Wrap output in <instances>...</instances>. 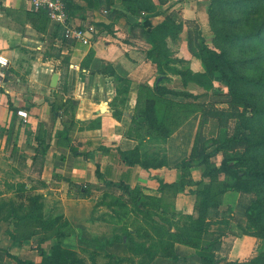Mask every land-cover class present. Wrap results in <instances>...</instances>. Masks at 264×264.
<instances>
[{
	"label": "crops",
	"instance_id": "1",
	"mask_svg": "<svg viewBox=\"0 0 264 264\" xmlns=\"http://www.w3.org/2000/svg\"><path fill=\"white\" fill-rule=\"evenodd\" d=\"M207 1L169 0L161 6L156 0H65L69 22L91 30L92 37L79 42L64 38L62 28L45 13L33 12L27 1L0 0V56L9 62L1 76L0 127L20 124L12 130L18 143L0 145V153L12 154L9 161L0 159V168L17 170V181L29 189L24 195L38 196L39 211L32 222L37 224L34 234L19 232L22 225L15 220L16 212L0 211V249L17 255L34 246L43 254L56 245L61 252L75 250L90 240L113 258L139 250L117 233L111 240L98 236L93 241L87 222L93 213L92 195L115 189L138 195V200L139 192L146 195L153 182L172 183L180 169H167L175 165L167 151L192 149L199 117L195 114L176 128L167 127V138L150 134L137 114L159 97L154 92L158 70L147 58L148 44L136 39L133 25L145 19L160 23L170 7L207 33ZM178 36L165 40L167 48L203 73L202 64L188 50L187 30ZM53 74L58 76L55 87ZM18 110L26 112L25 120L17 116ZM135 124L139 126L134 128ZM153 148L164 153L159 158L163 163L145 168L144 163L158 157ZM6 196L0 193V204ZM72 222L77 224L73 227ZM65 224L75 232L57 240L56 232Z\"/></svg>",
	"mask_w": 264,
	"mask_h": 264
},
{
	"label": "rangeland",
	"instance_id": "2",
	"mask_svg": "<svg viewBox=\"0 0 264 264\" xmlns=\"http://www.w3.org/2000/svg\"><path fill=\"white\" fill-rule=\"evenodd\" d=\"M235 1L239 4L223 6L215 0H208L204 7L208 23L207 9L213 4L218 17L216 26L223 32L231 31L241 35L240 40L230 44L213 41L210 23L209 31L203 33L197 24H187V21L181 19L179 11H170V7L166 8L167 13H164L162 20H158L165 23L156 32L161 43L160 60L164 73L160 84L172 93L159 96L155 100V113L159 121L169 128H176L187 118L197 114L199 125L196 134L200 133L202 136L199 144L200 155L212 153L216 146L222 145L225 138L236 131L237 127L232 119L222 131H219L218 120L215 118L207 117L201 123L203 111L208 114V111L213 109L229 110L231 99L226 84L217 73L207 77L200 76L188 62L175 56L172 48H167L165 40H177L178 35L187 30L188 42L191 39L188 50L193 59L200 62L195 56L204 46L215 51H218V47L224 48L233 59L240 62L239 69L243 74L264 85V31L261 37L253 36L264 19V3L256 8L259 14L255 15L254 10L246 8V3L242 4L244 0ZM104 8L109 9L105 4ZM158 24L159 22H156L153 26H159ZM133 31L136 39L148 44L147 52L154 49L141 29L134 28ZM179 71L185 72V75H178ZM251 96L264 108V87L253 86ZM138 126L139 124H135L133 127ZM19 128L18 122L0 127V145L4 147L17 144L18 137L13 135L12 130ZM247 133L250 135V132ZM251 136L264 140V118L255 123V131ZM245 151L246 148L242 145L221 149L213 152L202 165H197L191 149L179 154L167 151V155H171V162L175 164L167 169H180V173L173 175L172 183L153 182L151 188H146V195L139 192L138 200L133 198V195H126L115 189L107 192V195H92L90 201L94 204L93 213L87 222L91 226L89 228L93 241H97L98 236H108L111 240L117 233V236L125 237L126 242L139 247L137 251L130 249L129 257L113 258L106 254L101 246L92 244L89 240L75 250L62 249L65 253L59 251V255L49 250L40 254L41 248L34 246L25 247L23 251L26 250V253L16 252L17 255L10 249H0V264H264V238L261 236L264 234V221L262 227L252 226L243 211V205L250 199L256 196L264 199V185L247 184L251 180L248 170L233 166L232 161L243 156ZM153 153L158 157L152 158L150 163L162 165L163 160L159 158L164 153L161 154V151L155 148ZM11 158L12 154L0 153V159L9 161ZM222 160H229L231 169L226 171L220 168L215 171L214 169L220 167ZM16 172L15 168H0V193L7 194L1 200L3 205L0 204V211L2 215L16 212L18 219L15 220L22 225L19 232L34 234L37 224L32 222L39 212L36 209L38 196L30 193L24 195L29 189H25V185L17 181ZM225 186L239 187L245 195L240 201V193L236 191L222 194L221 190ZM249 187L253 190L247 191ZM16 203L17 207L14 206ZM79 210L83 213L84 209ZM57 219L58 216L53 224H57ZM76 224L72 222L73 227ZM48 235H51V231ZM63 254L66 259L62 257Z\"/></svg>",
	"mask_w": 264,
	"mask_h": 264
},
{
	"label": "trees",
	"instance_id": "3",
	"mask_svg": "<svg viewBox=\"0 0 264 264\" xmlns=\"http://www.w3.org/2000/svg\"><path fill=\"white\" fill-rule=\"evenodd\" d=\"M168 1L169 0H156L157 4L161 6L167 4ZM215 2H217V4H223V6H232L239 4V2H236L235 0L234 2H231L229 0H215ZM243 3H246V8L254 10L255 15H257L259 14V10H257L256 8L261 6L264 3V0H244L242 4ZM66 8H68V3H66ZM207 12L209 15L211 32L214 36V42L230 44L242 38L241 35L231 31L223 32L216 26L218 17L216 16V11L213 7V4L211 6H208ZM181 22L183 23L182 20ZM186 23L193 25V22L187 21ZM164 24V21H162L158 24L159 26H153V24L148 21V19H145L143 23L133 25V28L138 27L139 29H141L142 33L148 40L147 42L154 47L153 50L149 49L150 51L147 52V58L156 65L158 70V76L162 77V80L164 78V73L161 69L160 60L162 57V51L160 46L161 43L160 41H158L156 32ZM263 31L264 19L253 36L261 37V33ZM190 41L191 39L188 42L189 46ZM196 57L197 59H199L204 69V72L200 73V76L207 77L217 73L220 76V79L226 84L228 96L231 99V102L229 103V110L220 111L217 109H213L212 111H208V114H205V112L203 111L201 115V123L207 117L215 118L218 120L219 131H222L223 128H225V125L229 122V120L232 119V122H235L234 125L237 127L236 131L232 133L229 137L225 138L222 145L216 146L213 152H217L221 149L235 147L236 145L244 146L246 148L244 155L239 158L232 159L234 164L233 166L243 167L248 170V174L251 180L247 184L251 186L264 185V140L254 139L251 136L252 132L255 131V123L259 122L261 118H264V108L258 105L257 101L254 100V98L251 96V88L253 86L259 85L264 87V85L259 82H255L254 79L248 78L245 74H243L239 69L240 62L238 60L233 59L229 55V52L224 48L218 47V51H215L204 46L200 49V52L195 56V58ZM178 75L184 76L185 72L179 71ZM160 82L156 83L154 92L159 96H166L168 94H171L172 91L162 87ZM237 105H240V107H238ZM206 110L207 109H205V111ZM137 115L143 118L145 124L148 127V130L151 132V135L160 138H167L169 136V129L166 125L159 121L155 113L153 101H149L146 106V109L142 112H139ZM247 131L250 132V135L247 133ZM196 135L197 136H195L194 144L191 149V154L194 153L193 157L196 160L197 165H202L207 162L213 152L209 154L203 153L202 155H200L201 148L199 147V144L202 140V136L200 135V133H197ZM213 144H215V141H213ZM207 147L208 145L205 148ZM229 163V160H222L220 167L214 170L219 171L220 168H223L228 171L231 169ZM143 166L145 168L158 167L157 164L151 163H144ZM252 190L253 188L251 187L247 189V191ZM232 191L240 193V201L241 197L245 195L241 188L234 186L223 187L221 193L224 194L226 192ZM130 194L132 195L133 193ZM133 198L137 199L138 195L134 196ZM243 211L244 216L247 218V221L252 226L262 227V222L264 221V199L258 198L257 196L250 199L246 204L243 205ZM262 230L264 231V227L262 228ZM73 232L75 231L69 226V224H65L56 232V238L58 240L60 238L67 237ZM261 236L262 238H264V234ZM57 248L58 245L52 247L51 252H54L59 255L58 252L60 250ZM62 257H65V255L63 254Z\"/></svg>",
	"mask_w": 264,
	"mask_h": 264
},
{
	"label": "built area",
	"instance_id": "4",
	"mask_svg": "<svg viewBox=\"0 0 264 264\" xmlns=\"http://www.w3.org/2000/svg\"><path fill=\"white\" fill-rule=\"evenodd\" d=\"M27 1L33 12L40 13L43 12L55 25L62 28L63 37L73 41L85 42L87 38L85 33L91 34V30H83L69 22L67 8L65 0H25ZM9 62L4 56H0V86H1V76L3 72L8 68ZM17 116L26 119L27 114L23 110H18L16 112Z\"/></svg>",
	"mask_w": 264,
	"mask_h": 264
},
{
	"label": "water",
	"instance_id": "5",
	"mask_svg": "<svg viewBox=\"0 0 264 264\" xmlns=\"http://www.w3.org/2000/svg\"><path fill=\"white\" fill-rule=\"evenodd\" d=\"M85 36L87 39H90L92 37V35L88 32L85 33ZM57 78H58L57 74H53L52 79H51V87H55ZM161 80H162V77H158L157 83L160 82Z\"/></svg>",
	"mask_w": 264,
	"mask_h": 264
}]
</instances>
